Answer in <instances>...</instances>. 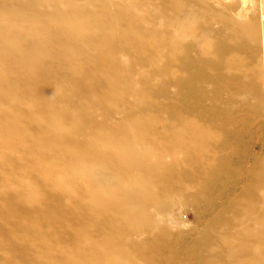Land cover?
Listing matches in <instances>:
<instances>
[{
    "label": "bare ground",
    "instance_id": "6f19581e",
    "mask_svg": "<svg viewBox=\"0 0 264 264\" xmlns=\"http://www.w3.org/2000/svg\"><path fill=\"white\" fill-rule=\"evenodd\" d=\"M262 12L263 0H0V264H162L221 144L204 110L216 63L242 90L233 172L247 183L209 226L215 243H192L199 264H264V153L248 154L264 151Z\"/></svg>",
    "mask_w": 264,
    "mask_h": 264
},
{
    "label": "rangeland",
    "instance_id": "374dc122",
    "mask_svg": "<svg viewBox=\"0 0 264 264\" xmlns=\"http://www.w3.org/2000/svg\"><path fill=\"white\" fill-rule=\"evenodd\" d=\"M232 13H236V8L232 10ZM260 17L264 19V12L260 14ZM192 55L191 53L190 56ZM191 62L193 63L195 61ZM190 67L192 69V66ZM218 68L219 64L216 63L213 65V70H215L214 72L216 75L208 80L209 85L213 84L215 80L217 83V85L212 86L209 90L212 95H214L209 102L214 104L205 106L204 110L206 113L214 106L217 120H214L215 126L211 125V127L213 128V134L220 137L221 144L219 148H217L215 163L205 170V175L190 180L204 181L203 193L193 198L192 203L190 202V206L193 207L192 209H195V211L186 210L180 214V218L184 221V227L178 233H181L180 235H182V237L173 244V234L175 233L173 232L168 239L161 241L160 251L162 253L161 257H163L161 259L162 264H199V260H202L199 253L200 249L195 247L194 243H192L193 237L200 233H206L209 240L208 245L214 244L215 237L212 235L211 231L209 232V226L214 220L217 222L222 220L228 222L225 218H220L233 206L235 194L247 183L246 177L243 176L244 173L239 175L233 172L235 170L233 160L239 158L238 155L233 159V136L243 135L242 131L245 132L248 129V124L244 123L246 118H248L247 115H240L243 101H241L239 97L242 94V90L233 83V78H229L230 75L222 73ZM213 80L214 82H212ZM188 93L189 91L186 92V94ZM182 107L183 106L177 105L176 110H181ZM204 116L209 115L205 114ZM169 117L170 116L166 114L165 120ZM212 117H214V115ZM204 119L207 120V118L204 117L202 122L209 124L205 122ZM234 144L236 143L234 142ZM191 149L194 153L195 149ZM239 150L242 152L241 149ZM258 153L261 155L264 151L255 149L248 154L253 156ZM191 156L193 155L191 154ZM193 158L195 157L193 156ZM2 179L3 170L0 169V180ZM179 179L180 178L177 180ZM62 234L71 235L73 237L72 232L68 233L67 231H62ZM0 260H2L1 255ZM22 262H25L24 264H33L32 261H28L27 259L22 260Z\"/></svg>",
    "mask_w": 264,
    "mask_h": 264
}]
</instances>
